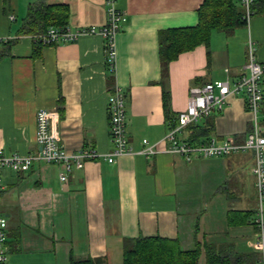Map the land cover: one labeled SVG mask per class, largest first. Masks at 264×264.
Wrapping results in <instances>:
<instances>
[{"label": "crops", "instance_id": "obj_1", "mask_svg": "<svg viewBox=\"0 0 264 264\" xmlns=\"http://www.w3.org/2000/svg\"><path fill=\"white\" fill-rule=\"evenodd\" d=\"M37 1L0 0V149L37 155L35 116L45 109L56 111L52 126L67 153L94 150L98 157L72 168L64 181L58 164L0 171L4 264H70L71 257L121 264L124 241L154 236L176 240L182 250L198 246L197 264H213L214 256L260 264L251 150L190 161L162 151L125 154L109 163L106 154L113 149L107 97L115 87L124 95L126 138L136 152L143 139L152 144L165 136L169 121L186 108L190 88L246 76L249 49L264 61V1H255L245 25L212 31L206 44L179 54L162 71L159 32L195 26L203 0H116L126 19L113 40L112 72L98 34L36 50L21 29ZM43 1L66 6L70 29L106 22L103 0ZM253 123L243 94H233L222 112L199 118L179 137L196 143L188 138L207 128L200 141L213 137L241 144Z\"/></svg>", "mask_w": 264, "mask_h": 264}, {"label": "built area", "instance_id": "obj_2", "mask_svg": "<svg viewBox=\"0 0 264 264\" xmlns=\"http://www.w3.org/2000/svg\"><path fill=\"white\" fill-rule=\"evenodd\" d=\"M256 0H240L244 10V18L247 22L253 14V6ZM116 0H103L107 6L106 22L100 27H81L70 29L69 27L50 26L44 33L31 35L34 43L41 46L73 42L83 34H98L104 40L106 50V63L113 70L115 51L113 46L114 37L121 30L125 21V13L115 8ZM13 20V16L10 17ZM248 74L230 83L227 80H215L201 86L189 89L186 108L180 111L170 122L168 132L156 143H150L147 139L142 140V148L133 151L129 146L125 132V107L124 95L115 87L107 97L108 134L113 149L106 154V161L112 163L114 158L125 154H142L151 156L158 152L177 154L185 161L194 157L210 158L221 157L235 152L251 150L254 154L252 174L255 180L257 204L254 212V223L257 228V236L254 243L255 249L261 253L260 264H264V134L257 128V113L263 100L261 81L264 76V61L254 58L252 49H249L248 59L243 66ZM233 94H243L246 110L253 116L254 127L247 135L243 143L234 144L228 140H217L210 137L196 143H190L179 137L182 129L199 118L211 113L223 111L228 98ZM56 111L39 109L36 112L35 141L39 146L37 155H22L18 153L6 154L0 149V171L4 168L15 172H25L34 162L45 164H58L63 166L60 181L66 179V174L72 168L80 169L85 160H95L98 153L94 150H79L76 153H67L58 143V134L53 129L52 123L56 117ZM166 147L161 149L159 144ZM2 188L0 176V190ZM5 229L6 220L0 216V264L5 262Z\"/></svg>", "mask_w": 264, "mask_h": 264}, {"label": "trees", "instance_id": "obj_3", "mask_svg": "<svg viewBox=\"0 0 264 264\" xmlns=\"http://www.w3.org/2000/svg\"><path fill=\"white\" fill-rule=\"evenodd\" d=\"M67 17L66 6L48 5L43 0L37 1L29 6L21 33L36 35L44 33L50 26L65 27ZM245 23L240 1L237 4L234 0H203L198 9V22L195 26L159 32L158 52L161 70H165L168 63L176 59L179 54L193 50L200 44H206L212 31H229ZM40 46L39 43L34 44L38 51ZM107 70L113 71L108 66ZM207 136V128L197 129L188 140L197 142L201 137L207 138ZM199 255L198 246L193 250H182L176 240L159 236L138 237L124 241L121 264H197ZM214 257L210 259V263L233 264L228 259ZM70 264H106V262L104 259L78 260L71 257Z\"/></svg>", "mask_w": 264, "mask_h": 264}, {"label": "rangeland", "instance_id": "obj_4", "mask_svg": "<svg viewBox=\"0 0 264 264\" xmlns=\"http://www.w3.org/2000/svg\"><path fill=\"white\" fill-rule=\"evenodd\" d=\"M263 79H264V76H263L262 80ZM262 85H264V82L262 83V81H261V86ZM262 88H263V86H262ZM256 121H257V128H258V130L263 131L264 130V107L263 106L260 107L259 112L257 113Z\"/></svg>", "mask_w": 264, "mask_h": 264}]
</instances>
